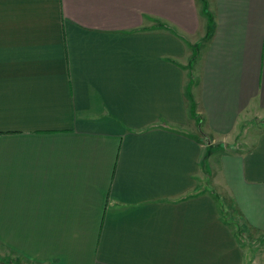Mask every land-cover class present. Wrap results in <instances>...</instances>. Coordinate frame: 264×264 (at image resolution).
<instances>
[{"label": "crops", "instance_id": "0c3cea01", "mask_svg": "<svg viewBox=\"0 0 264 264\" xmlns=\"http://www.w3.org/2000/svg\"><path fill=\"white\" fill-rule=\"evenodd\" d=\"M0 246L264 264V0H0Z\"/></svg>", "mask_w": 264, "mask_h": 264}, {"label": "rangeland", "instance_id": "374dc122", "mask_svg": "<svg viewBox=\"0 0 264 264\" xmlns=\"http://www.w3.org/2000/svg\"><path fill=\"white\" fill-rule=\"evenodd\" d=\"M262 122H256V124H259ZM202 135V134H201ZM209 146H207L205 150H207L205 153L207 154L205 157V160L207 161L206 163L204 162L203 165V173L204 176L202 177L203 179H207V183L208 185L206 187H209L210 189H218L220 188L219 183H220V175L218 172V168L217 165L214 164V159L218 158L220 154H222V152L224 151L225 148H222L223 142L221 143L220 141H214L212 142V140H209ZM228 150V149H226ZM229 151V150H228ZM211 155H215L214 157H210ZM214 158V159H213ZM201 178V179H202ZM220 191V190H219ZM225 203H228L227 200H225ZM224 206V210L226 213V218L227 220H230L231 222V226L233 228V230L239 235V236H244L246 238L247 233L245 231V225L242 222V220L238 217L237 213L235 212V210H231V208L227 207V205H223ZM246 239H248V243H253L254 238L248 236ZM7 254L8 259L5 260L6 264H34L20 256H18L17 254L4 249L0 246V255Z\"/></svg>", "mask_w": 264, "mask_h": 264}]
</instances>
